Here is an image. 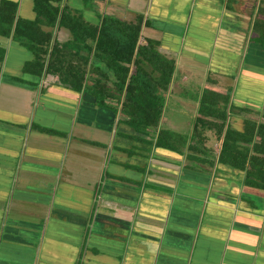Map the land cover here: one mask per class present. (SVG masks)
Here are the masks:
<instances>
[{
  "label": "crops",
  "instance_id": "0c3cea01",
  "mask_svg": "<svg viewBox=\"0 0 264 264\" xmlns=\"http://www.w3.org/2000/svg\"><path fill=\"white\" fill-rule=\"evenodd\" d=\"M48 2L94 27L138 20V43L173 61L161 95L188 111L189 135L164 110L142 129L122 98L98 104L100 69L111 90L114 77L95 57L82 88L60 82L45 66L66 26L35 0H0L13 14L0 18V264H264V189L217 161L221 119L202 114L224 109L238 132L264 124V0ZM158 130L173 133L167 146Z\"/></svg>",
  "mask_w": 264,
  "mask_h": 264
},
{
  "label": "trees",
  "instance_id": "16d2710c",
  "mask_svg": "<svg viewBox=\"0 0 264 264\" xmlns=\"http://www.w3.org/2000/svg\"><path fill=\"white\" fill-rule=\"evenodd\" d=\"M48 1L35 0L36 12L44 18L48 17L49 23L57 20L66 26L71 39L64 45H51L45 70L56 73L60 82L80 89L90 58H97L114 77V89L111 90L106 83V72L98 68L101 71L100 79L91 87L97 103H104L106 98H122L120 110L129 123L142 129L156 126L162 109L161 92L167 89L173 61L160 55L153 41L138 43L140 22L128 23L103 16L99 25L94 27L79 16L68 14L66 9L58 13ZM1 13V21H13V14L3 17ZM36 23H17L14 34L27 38L29 35L24 31ZM40 63L42 67L43 61L40 60ZM202 114L221 119V122L213 124L217 135L222 134L217 161L243 171L245 184L264 189V124L248 120L243 131L238 132L226 126L223 129L226 117L224 109L208 106L202 109ZM169 136H173V133L158 130L156 144L167 146ZM255 137H258L257 141Z\"/></svg>",
  "mask_w": 264,
  "mask_h": 264
},
{
  "label": "rangeland",
  "instance_id": "374dc122",
  "mask_svg": "<svg viewBox=\"0 0 264 264\" xmlns=\"http://www.w3.org/2000/svg\"><path fill=\"white\" fill-rule=\"evenodd\" d=\"M195 82H193L194 84ZM193 86V85H192ZM174 96V98L176 97L175 94H171L170 98H163L162 99V109H161V116H162V110H164L165 116L169 117V118H174L176 119L178 117L177 122H180L181 124H179L178 126V131L180 133H182L183 135L186 134L187 136L189 135V126L188 124L191 122L190 118H188V111H182L179 108L178 104H175L173 102H175L173 100V97L171 98V96ZM163 113V114H164ZM179 135V134H178Z\"/></svg>",
  "mask_w": 264,
  "mask_h": 264
}]
</instances>
